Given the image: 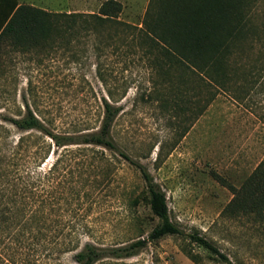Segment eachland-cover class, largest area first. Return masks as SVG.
<instances>
[{
	"label": "rangeland",
	"instance_id": "1",
	"mask_svg": "<svg viewBox=\"0 0 264 264\" xmlns=\"http://www.w3.org/2000/svg\"><path fill=\"white\" fill-rule=\"evenodd\" d=\"M104 1L21 0L67 12H97ZM118 1L120 18L140 24L148 0ZM95 45L92 37L59 41L44 50L22 52L7 47L0 53V141L7 143L5 149H15L20 137L19 148L25 152L50 141L3 119L25 115L26 104L55 132L97 130L108 89L125 81L127 92L117 102L121 111L112 136L165 191L171 219L184 231L212 240L235 264H264V225L248 216L223 214L234 192L264 158V92L254 90L244 100L220 92L189 124L193 114L187 110V101L161 87L157 90L163 98L152 93L153 74L139 54L120 59L111 49L100 52ZM58 157L61 160L50 176L64 174L67 196L72 187L81 188L80 198L71 202L81 205L82 216H72L63 204L65 218L75 220L77 228L93 229L95 241L105 245L147 236L158 219L144 198V180L137 168L102 145L71 144L52 145L38 171H48ZM80 176L85 180L80 181ZM135 197L139 201L132 204ZM183 241L168 235L148 243L137 255L111 264H225L192 245L201 255V262H194L182 251ZM64 258L71 261V255Z\"/></svg>",
	"mask_w": 264,
	"mask_h": 264
},
{
	"label": "trees",
	"instance_id": "2",
	"mask_svg": "<svg viewBox=\"0 0 264 264\" xmlns=\"http://www.w3.org/2000/svg\"><path fill=\"white\" fill-rule=\"evenodd\" d=\"M121 11L118 0H105L97 12L50 11L19 0H0V53L7 47L27 52L93 37L100 52L109 48L120 59L139 54L153 74L152 93L162 97L161 87L187 101V110L193 114L189 124L220 92L241 100L251 98L254 90L264 92V0H148L140 24L121 19ZM99 75L105 81L103 71ZM118 85L108 89L97 130L55 132L28 104L25 115L3 117L19 130L37 131L50 141L26 152L19 148L21 137L10 152L4 139L0 141V264H111L137 255L148 243L168 235L183 238L182 251L196 263L201 255L192 245L218 261L235 264L212 240L184 231L171 219L165 191L143 163L115 142L112 128L121 111L117 102L127 92L125 81ZM71 144L102 145L138 169L144 198L158 219L146 237L105 245L95 241L93 229L77 228L75 220L63 216V204L72 216H82L81 205L71 202L80 198L81 188L72 187V196H67L64 174L50 176L60 157L48 171L37 167L52 145ZM138 201V197L131 200L132 204ZM223 214L248 216L264 225V158L234 192ZM67 255L71 261L64 258Z\"/></svg>",
	"mask_w": 264,
	"mask_h": 264
},
{
	"label": "crops",
	"instance_id": "3",
	"mask_svg": "<svg viewBox=\"0 0 264 264\" xmlns=\"http://www.w3.org/2000/svg\"><path fill=\"white\" fill-rule=\"evenodd\" d=\"M21 2V0H19Z\"/></svg>",
	"mask_w": 264,
	"mask_h": 264
}]
</instances>
